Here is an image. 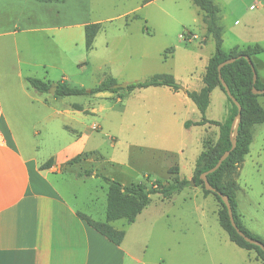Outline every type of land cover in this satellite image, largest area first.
Returning <instances> with one entry per match:
<instances>
[{
  "label": "rangeland",
  "instance_id": "rangeland-1",
  "mask_svg": "<svg viewBox=\"0 0 264 264\" xmlns=\"http://www.w3.org/2000/svg\"><path fill=\"white\" fill-rule=\"evenodd\" d=\"M71 1L77 21H99L103 25L92 51L85 50L81 29H76L74 44L68 52L60 46L61 60H55L57 54L52 53L49 42L39 37L37 44L32 42L25 50L21 48V57H37L54 66H30L29 75L38 78L47 75L52 83L60 82L64 76L69 86L89 91L108 73L117 83L171 73L182 86L177 92L152 86L132 92L121 88L117 92L66 96L53 101V106L76 103L87 110L76 109L68 116H59L47 128L40 127L46 107L38 104L26 114L23 123L26 132L41 129L40 136H30L40 146L47 135L49 140L55 132L70 137L86 136L85 149L89 154L78 162L65 164L60 168L63 175L53 180L77 209L104 221L107 186L100 176L123 184L140 182L150 186L155 179L166 181L174 177L176 173L167 169L177 167L181 178L190 179L204 141H215L218 137L219 128L214 123L184 127L187 120H201L199 110L185 96L184 89L201 87L214 43L206 35L201 11L191 0ZM213 1L220 9L222 48L259 44L263 50L253 55L252 61L260 80H264L262 0ZM251 3L253 6L249 8ZM133 15L137 17L131 18ZM187 33L197 37L189 39ZM22 70L27 71L25 66ZM27 88L33 96H40L33 88ZM50 94L48 91L44 96ZM257 100L264 108V94ZM228 107L223 91L215 88L210 93L205 118L222 122ZM85 170L92 173L85 175ZM238 173L237 201L243 224L264 238V123L252 127L249 152ZM150 198L134 222L119 219L112 223L125 231L126 248L140 259L139 264H264L255 258L254 252L228 239L218 223L220 203L214 195H205L200 187L188 185L171 197L152 193Z\"/></svg>",
  "mask_w": 264,
  "mask_h": 264
},
{
  "label": "crops",
  "instance_id": "crops-1",
  "mask_svg": "<svg viewBox=\"0 0 264 264\" xmlns=\"http://www.w3.org/2000/svg\"><path fill=\"white\" fill-rule=\"evenodd\" d=\"M71 3V0H0V264L141 262L127 250L125 236L116 245L86 224L77 214L82 211L65 198L57 181L53 180L63 175L60 168L68 160L81 152H89L85 149L86 136L70 137L55 132L49 140L47 135L43 146H40L30 136H40L41 129H34L30 134L23 126L26 114L38 104L47 108L46 115L40 120L42 128L50 127L52 120L59 116H68L71 111H76L73 107L76 103L53 106V101L64 97L53 94L45 97L44 93L36 90L34 93L40 96L30 94L27 88L30 86L25 81L27 76H31L28 67L45 68L54 66V63L48 65L44 59L21 57L20 53L21 48L25 50L32 42L37 44L41 37L49 42L52 53L57 54L55 60H61L58 59L60 46L68 52L74 44L76 29L83 32L84 25L90 23L76 20V11L71 8ZM11 52L14 53L13 58L10 57ZM50 58L53 60L55 57ZM22 66L26 67V73H23ZM45 76L41 79L51 82ZM61 81H65L64 76ZM49 158L53 160L52 165L40 169V165ZM239 189L238 184L237 193ZM238 213L242 220L239 210Z\"/></svg>",
  "mask_w": 264,
  "mask_h": 264
},
{
  "label": "trees",
  "instance_id": "trees-1",
  "mask_svg": "<svg viewBox=\"0 0 264 264\" xmlns=\"http://www.w3.org/2000/svg\"><path fill=\"white\" fill-rule=\"evenodd\" d=\"M37 1L61 2L63 0ZM149 1L151 0H143V3H147ZM191 1L201 11L206 35L213 40L214 51L205 66L202 76V87L199 90L184 89L187 97L195 104L201 114V120L195 122L187 120L184 122V127L188 128L193 124L201 125L205 122L214 123L219 128L218 137L215 141H204L202 151L196 158L193 173L190 179L185 177L181 178L178 175L177 167H170L168 169L169 173H176L174 177L168 178L166 181L155 179L150 186L140 182L123 184L118 180L102 175L100 177L107 186L105 220H95L82 212H77V214L86 224L91 226L98 233L103 235L112 243L119 245L124 239L125 231L123 229L115 228L110 222L119 219H124L127 223L134 222L137 215L149 204L151 199L150 195L152 193H159L163 198H168L175 193L180 192L188 185L197 186L201 188L205 195H214L220 203V208L217 214L218 223L222 230L227 234L228 239L238 247L254 252L255 258L264 263V251L259 246L247 242L237 233L230 222L227 207L218 194L221 193L222 195L227 196L237 227L246 236L259 240L264 244V239L260 235L255 234L246 228L237 210V177L239 174V167L241 166L245 155L249 152V145L252 141V127L255 124L264 123V108L257 100L258 96L261 94H255L252 92L253 87L263 89L264 82L260 80L257 74L256 81L253 83V70L251 65L246 60L245 55L249 56L252 60V56L260 53L263 48L256 43L253 45H246L245 47L235 45L228 50H224L222 48L223 27L219 23L218 5L213 0ZM136 17L137 15H133L131 18ZM102 28L103 25L101 22H90L84 25V44L87 52H90L93 49L95 37L102 30ZM229 58H235V60L231 63L225 64L221 67L220 71H218V65ZM219 73L227 84L231 95L240 104L241 116L237 126L235 147L230 151L229 155L222 161L216 170L207 174V180L214 188V191H212L205 188L204 182L201 179V174L212 168L220 156L226 150L230 149L231 124L237 115V106L226 94V91L221 84ZM25 81L31 88L39 93H47L51 86H55L53 94L55 97L83 94L92 95L99 92H117L118 89H121V87H113V85L117 83V80L109 73L106 74L104 78L89 91H86L83 87L69 86L65 81L53 84L47 80L34 76H27ZM151 86H167L173 91H179L182 88L181 84L176 80L173 74L157 73L145 80L127 83L125 89L132 92L136 89ZM215 88H219L223 91L229 104L228 113L222 122L208 120L205 118V112L209 105L210 93ZM73 107L77 110L82 109L79 104H73ZM87 154H89V152H81L68 160L67 164L78 162L82 157L87 156ZM52 162V158H49L40 165V169L49 168L52 165ZM84 173L85 175H90L92 171L85 170Z\"/></svg>",
  "mask_w": 264,
  "mask_h": 264
},
{
  "label": "water",
  "instance_id": "water-1",
  "mask_svg": "<svg viewBox=\"0 0 264 264\" xmlns=\"http://www.w3.org/2000/svg\"><path fill=\"white\" fill-rule=\"evenodd\" d=\"M245 58L246 60L248 61V63L251 65L252 67V70H253V83H255L256 81V78H257V73L255 71V68H254V65H253V62L251 60V58L247 55H245ZM235 60V58H229L223 62H221L217 69L218 71H220L221 67H223L225 64L227 63H231ZM219 78H220V81H221V84L222 86L224 87L225 91H226V94L233 100V102L236 104L237 106V115L236 117L234 118L232 124H231V131H230V141H231V147L229 150H226L221 156L220 158L218 159V161L216 162V164L210 168L209 170L203 172L201 174V179L203 180L204 182V186L207 190H212L214 191V188L209 184L208 180H207V174L210 173V172H213L214 170H216L220 164L222 163V161L229 155L230 151L235 147L236 145V134H237V126H238V122L240 120V116H241V106L240 104L237 102V100L231 95L230 91H229V88L227 86V84L225 83V81L223 80V78L221 77L220 73H219ZM127 85V83H115L113 85L114 88H117V87H121V88H125ZM54 91H55V86H51L49 88V92H51L52 94H54ZM252 92L255 93V94H264V88L263 89H257L255 87L252 88ZM223 201V203L226 205L227 207V210H228V214H229V218H230V222L232 224V226L235 228V230L237 231V233L242 236L244 238V240H246L247 242L249 243H252V244H255L257 246H259L263 251H264V244L262 242H260L259 240H256V239H253L251 237H248L246 236L236 225L235 221H234V218H233V214H232V210H231V207H230V204H229V201H228V198L227 196H224L222 195L221 193H218Z\"/></svg>",
  "mask_w": 264,
  "mask_h": 264
},
{
  "label": "built area",
  "instance_id": "built-area-1",
  "mask_svg": "<svg viewBox=\"0 0 264 264\" xmlns=\"http://www.w3.org/2000/svg\"><path fill=\"white\" fill-rule=\"evenodd\" d=\"M187 37L189 39H192V38H196L197 36L195 34H190V33H187Z\"/></svg>",
  "mask_w": 264,
  "mask_h": 264
}]
</instances>
